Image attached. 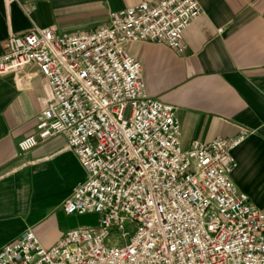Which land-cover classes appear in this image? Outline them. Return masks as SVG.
Wrapping results in <instances>:
<instances>
[{"label": "built area", "instance_id": "built-area-1", "mask_svg": "<svg viewBox=\"0 0 264 264\" xmlns=\"http://www.w3.org/2000/svg\"><path fill=\"white\" fill-rule=\"evenodd\" d=\"M201 13L198 0H160L113 13L92 33L35 26L10 38L0 75L35 66L48 86L35 134L19 151L67 136L86 177L63 210L100 221L51 247L28 230L0 249V264H264V212L232 178L233 151L251 132L184 150L177 108L146 95L129 51L153 43L183 54Z\"/></svg>", "mask_w": 264, "mask_h": 264}, {"label": "crops", "instance_id": "crops-1", "mask_svg": "<svg viewBox=\"0 0 264 264\" xmlns=\"http://www.w3.org/2000/svg\"><path fill=\"white\" fill-rule=\"evenodd\" d=\"M160 0H0V56L13 36L35 26L60 34L92 33L113 13ZM200 17L184 33L183 54L138 43L146 95L177 108L181 144L234 140L233 181L264 212V0H198ZM26 5L29 15L19 3ZM35 66L0 75V249L32 230L51 247L70 229L65 200L86 174L60 135L21 154L20 141L35 134L47 94Z\"/></svg>", "mask_w": 264, "mask_h": 264}, {"label": "rangeland", "instance_id": "rangeland-1", "mask_svg": "<svg viewBox=\"0 0 264 264\" xmlns=\"http://www.w3.org/2000/svg\"><path fill=\"white\" fill-rule=\"evenodd\" d=\"M100 216L97 214L71 216L65 220L64 225L70 228L78 227H96L99 224ZM115 241V237L110 238V243ZM109 243V244H110Z\"/></svg>", "mask_w": 264, "mask_h": 264}]
</instances>
